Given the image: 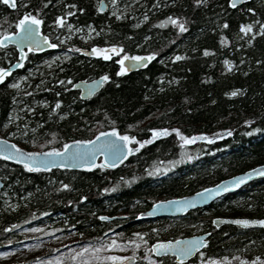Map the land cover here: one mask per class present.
I'll return each instance as SVG.
<instances>
[{
  "label": "trees",
  "instance_id": "1",
  "mask_svg": "<svg viewBox=\"0 0 264 264\" xmlns=\"http://www.w3.org/2000/svg\"><path fill=\"white\" fill-rule=\"evenodd\" d=\"M16 2L14 11L0 2V34L13 32L25 11L39 8L43 32L52 43L55 35L64 41L46 51L27 53L22 66L0 82V132L9 127L6 134L17 133L27 150L47 151L62 147L66 141L88 140L112 127L142 140L148 138L149 128H179L188 136L205 133L210 137L230 130L231 135L216 138L211 144L197 141L182 145L169 131L113 168L97 163L94 168L32 171L0 158L5 193L0 194V251L20 246L19 228L46 224L60 233H74L79 246L102 242L113 234L146 233L149 251L138 249L135 263L151 264V259H156L162 264H178L170 256L155 257L150 246L157 240H172L194 231L211 234L201 250L204 256L197 253L186 264H200L202 259L224 264V257L228 258L226 262L239 264L255 261L257 256L261 259L255 264L264 262V229L235 225L213 228L211 224L213 216H264V180L180 217L134 222L99 219L101 215L118 214L132 219L159 198L190 194L264 163V35H256L249 45L251 34L239 30L242 23H253V30L260 31L264 0H251L235 8L228 0H204L200 5L195 0H116L127 5L119 19L108 9L97 12V0H50L47 6L45 0ZM107 2L112 4L111 0ZM73 4L75 8L66 7ZM68 11L73 15L67 17L65 25L71 23L73 27L55 26L56 17ZM145 15L147 20L143 19ZM168 16L185 21L187 31L180 32L172 24L161 26L159 21ZM224 21L227 28L222 27ZM89 27L94 31L92 47L116 44L122 46V52L109 53L107 60L79 53L83 45L72 31L86 32ZM222 36L228 38L227 44H221ZM204 49L212 51L205 56ZM150 52L158 55L145 66L117 75L122 53ZM177 54L182 59H172ZM15 59L12 46L0 47V67H7ZM225 59L232 61L231 70H226ZM104 73L111 79L90 99H80L71 86L78 79ZM16 79H20L18 87L9 90L8 83ZM237 89L240 92L236 96L226 95ZM57 100L61 105L52 111ZM245 120L251 123L245 124ZM182 153L192 159L183 158ZM177 160L181 162L175 166L169 163ZM165 167L167 172L163 171ZM154 168L160 171L150 175ZM62 183L71 187L63 189ZM105 188L113 190L106 192ZM81 196L86 199L81 200ZM6 197L8 201L4 202L2 198Z\"/></svg>",
  "mask_w": 264,
  "mask_h": 264
},
{
  "label": "snow or ice",
  "instance_id": "2",
  "mask_svg": "<svg viewBox=\"0 0 264 264\" xmlns=\"http://www.w3.org/2000/svg\"><path fill=\"white\" fill-rule=\"evenodd\" d=\"M5 5H11L13 9L18 8L16 0H0ZM112 4H116V0H111ZM241 0H228L229 5L232 8H235ZM50 3V0H45V5ZM197 5L204 3V0H195ZM69 8H75L73 5H66ZM103 11V4L99 9ZM83 12L84 9H79ZM249 12L254 11V9H248ZM41 9L36 8L33 11H25L22 16L18 19L15 24V27L19 30L16 32L5 31L3 34H0V47L6 46V44H15L16 48L20 52V64L22 66L23 60L26 58L25 45H27L28 52L40 51L42 47H57L56 44L50 42L49 37L44 35L40 28L44 23L42 16L40 15ZM73 12L68 11L66 14L57 16L53 21V24L57 27L66 26L71 29L73 25L68 23L65 25V20L67 17L72 16ZM117 18H121L119 15ZM144 20H147L148 17L145 15ZM161 26L166 24H172L178 28L180 32L187 31L185 27V21L179 17L168 16L166 20L159 21ZM222 27L227 28L228 22L224 21ZM253 23H242L240 25V32L245 35L251 34L252 38L247 40V43L250 45L253 43V39L256 35H264V23L259 24V32H255ZM76 31H80L77 29ZM93 29L89 27V33ZM87 38V37H85ZM243 38V37H241ZM147 39V37H146ZM221 44H227L228 38L226 36L221 37ZM139 47V45H138ZM78 51H84L83 49H78ZM212 50L204 49L203 54L205 56L209 55ZM122 52V46L112 44L109 47L100 48L93 46L91 49V55L93 56H102L104 59H110L109 53ZM158 55L157 52H150L147 55H129L128 53H122L117 63L119 65V71L117 75H123L129 72L132 68L137 67L138 65H145V61H151ZM67 59V56H65ZM174 60H180L182 57L177 54L172 57ZM126 61H131L132 63L128 64ZM243 63V61H241ZM260 63V61H257ZM224 64L227 66L226 70H231L233 68L232 61L225 59ZM12 72L11 66L9 67H0V82H3L7 76ZM23 79H26L23 78ZM71 81V78H68ZM111 77L104 73L99 77L98 80H93L88 83V95H91L96 86L102 85L104 82L109 81ZM58 83H64V81H57ZM18 84L14 83L11 87H17ZM73 88L77 87L76 84L71 85ZM240 92L239 89L233 90L226 93L229 96H236ZM85 93L81 92L83 96ZM29 95V93H25ZM42 103H47L42 102ZM61 105V101L57 100L55 102V107L52 111H56ZM32 111L31 108L28 109ZM51 115V113H50ZM11 122V121H9ZM245 124H250V120H245ZM129 128L133 125H129ZM33 132L36 130L33 129ZM169 131L174 132L180 139L182 145L192 144L198 140H211L213 137L208 136L205 133H199L192 136L185 135L179 128L168 129V128H152L151 129V139L138 140L136 136L130 135L127 132L121 134L117 128L112 127L107 132H99L96 137L88 140H70L63 143L62 147H50L47 151H25L21 149L18 145L13 144L11 140H5L3 137H0V157H4L9 160H18L26 169L32 171H40L41 169H49L52 166L58 164L61 168L72 167L75 163L78 167L82 168H94L96 167V156L98 154L105 156V160L101 163L100 167H115L118 162H120L126 155H130L133 152H138L140 148L144 145L149 144L152 140L157 137L167 136ZM225 135H231L230 130H223ZM253 132L257 129L253 128ZM17 133H10L9 135H15ZM55 137V133H53ZM215 138H219L218 136ZM135 141L136 146H132V142ZM32 143H36V140L33 139ZM51 143V141H48ZM41 148L44 146L41 145ZM182 157L187 160H191V155H186L182 153ZM180 160L175 162L170 161L169 163L175 166L176 163H180ZM159 168H154L150 175H155L156 172H159ZM163 171L167 172L168 168L165 167ZM261 175L264 176V165H259L257 168L250 169L248 172H245L239 176L231 177L229 181H221L219 184L212 186L211 188H202L199 192L195 194L194 197H176L171 200L157 201L156 205L166 206L175 208L176 211H187L189 207L194 206L198 202L205 201L209 199L212 195H218L221 192L227 191L229 187L235 188L240 184L244 183L251 176ZM135 179V177H133ZM71 186L67 183H62L61 188L68 189ZM59 190V189H57ZM113 189L105 188L103 191H112ZM81 200H85L86 197L81 196ZM72 203V201H69ZM139 215H145V213H140ZM100 220H109L111 219L108 216L101 215ZM221 221L220 217H216L212 220V224L219 227V222ZM237 225H264V219H249V218H236L231 221ZM12 227H19V225H13ZM38 231V229H37ZM111 232V229H108ZM155 231V229H153ZM80 235H83L82 233ZM123 234H113L110 238L105 237L102 242H97L96 244H87L81 247L78 251L74 249H68L69 259L73 264H92V262L101 261L103 264H128V261L134 260L136 258L135 249L145 246V250L149 251L148 241L144 239L147 235L143 232L134 233L132 239L124 240L122 237ZM208 233L204 235H193L191 237H178L173 240H157L150 247V252L157 253L163 256L172 255L178 264H185V261L196 253H199L201 257L204 256V252L199 251L200 248L208 244V240L205 238ZM11 243V241H9ZM133 248L132 256H123L116 254V250L122 248ZM110 253V254H109ZM8 253H0V256H6ZM63 254L59 257L49 260L47 264H63ZM145 259H150L149 256H146ZM228 258L224 257L226 261ZM261 258L257 256L255 261L260 260ZM255 261H242L241 264H255ZM39 264V262H37ZM151 264H162V261L156 259H151ZM200 264H222L218 260H200ZM264 264V262H262Z\"/></svg>",
  "mask_w": 264,
  "mask_h": 264
},
{
  "label": "rangeland",
  "instance_id": "3",
  "mask_svg": "<svg viewBox=\"0 0 264 264\" xmlns=\"http://www.w3.org/2000/svg\"><path fill=\"white\" fill-rule=\"evenodd\" d=\"M112 9L114 12H117L118 14H120L121 12L120 6L118 7L114 6ZM91 37L92 36L88 30L87 32H80L79 36L77 37V40L84 47H88V46H91V41H90ZM54 40L56 43L54 42L53 44H56L57 46L64 43L63 39H61L59 35H55ZM14 83L19 85L20 79L10 81L8 83V86L11 87V85ZM11 88H17V87H11ZM7 129H9V127L5 128L4 130L0 132V137L6 138L13 142L16 141L15 142L16 145H18L21 149L25 151H29L25 148V143L22 139H17L15 135L14 136L9 135L10 133H13V132H9L6 134ZM133 146H136V143ZM32 151H44V150H40L39 148H36V149H32L29 152H32ZM2 195H5V193H2ZM162 199H165V198H159L155 201H159ZM2 200L4 202H7L8 198L7 197L2 198ZM18 233L21 236L20 246H16L13 248L9 247L7 250L3 249V251H0V253H3V252L8 253V255L6 256H0V264L16 263V262L23 263L27 260L31 261V264H37V262H39V264H47L49 260L59 257L61 254H63V258H64L63 264H73V262L69 259L68 249H74L78 251L81 247H83V246L78 245L79 239L74 233H69V234L60 233L56 227L49 228L47 227L46 224L42 226H36V225L24 226L18 229ZM197 233H198L197 231H194L193 234H197ZM111 236H109V238ZM120 238L124 240H128V239H132L135 237L133 235H129V236L122 235V237ZM138 249H142L145 252H147L145 250L144 245H141V247ZM138 249H135L136 257H137ZM48 254H52L51 258L47 257ZM116 254L130 257L133 255V248L129 247V248H122V249L116 250ZM92 264H103V262L96 261V262H92ZM134 264H146V263H135L134 262ZM188 264H195V263H188ZM224 264H231V263L225 261ZM257 264H262V262L257 263Z\"/></svg>",
  "mask_w": 264,
  "mask_h": 264
},
{
  "label": "water",
  "instance_id": "4",
  "mask_svg": "<svg viewBox=\"0 0 264 264\" xmlns=\"http://www.w3.org/2000/svg\"><path fill=\"white\" fill-rule=\"evenodd\" d=\"M249 1H251V0H241V2H240L237 6H240V5H242V4H245V3L249 2ZM101 4H103V11H104V10L106 9V3H105V1H104V0H101V1H100V7H101ZM40 30H41V32H42L44 35L48 36L46 33L43 32L42 26H41ZM16 31H19V30L16 29L14 32H16ZM48 37H49V36H48ZM49 40H50V42H51L50 37H49ZM51 43H52V42H51ZM8 46H12V47H14L15 50H16V52H17L16 59H15V60L12 62V64L10 65L11 68H12V72H14L15 70H17V69L20 67V66H18V65L20 64V52H19V49L16 48L15 44H6V46H4V47H8ZM24 47H25V52H26V54H27V53H38V52L46 51V50H48L49 48H51V47H47V46H45V47H42L40 51L28 52L27 45H25ZM79 49H83V50H84V51H78V52L81 53L82 55L87 56V57H91V56H93V55H91V49H92V48H79ZM24 60H25V59H24ZM24 60H23V62H24ZM148 62H149V61H145V65H146ZM126 63L130 64V63H132V62H131V61H126ZM22 64H23V63H22ZM145 65H143V66H145ZM143 66L138 65L137 67L132 68L129 72L134 71V70H137V69H139V68H141V67H143ZM98 79H99V78H90V79H87V80L79 79V80H77V81H75V82L73 83V84H76V85H77V87H75V88H73V89L79 91V96H80V98H82V99H88V98L92 97L95 93H97L98 91H100V90L102 89L104 83H103L102 85H98V86H96V88L94 89V91L92 92V94H91V95H88L87 93H88V86H89V85H88L87 82H90V81H93V80H98ZM81 92H84L85 94L82 96V95H81ZM107 131H108V130H107ZM107 131H105V132H107ZM219 136H226V135H225L224 133H221ZM95 137H96V136H95ZM93 138H94V137H93ZM93 138H92V139H93ZM4 139H5V140H8V139H6V138H4ZM214 139H215V137H213L211 140H198V141H207V142H210V141H213ZM195 142H197V141H195ZM12 143L15 144L13 141H12ZM185 145H189V144H185ZM132 146H133V145H132ZM133 147H135V146H133ZM133 153H134V152H133ZM127 156H128V155H126L125 158H123L120 162H118V163L116 164V166L119 165L121 162H123V161L127 158ZM0 158L6 159V158H4V157H0ZM105 158H106L105 156L98 154V155L96 156L95 163L97 164V163L99 162L100 165H101V163L105 160ZM6 160H8V161H10V162H12V163H16V164L22 165L18 160H9V159H6ZM259 165H264V163H263V164L255 165V166L251 167L250 169L257 168ZM56 168H61V167H60L58 164H56V165L52 166V167L49 168V169H41V170H51V169H56ZM107 168H113V167H107ZM64 169L77 170V169H83V168H82V167H78V166L74 163L72 167H64ZM250 169L245 170V171H242V172H239V173H236V174H234V175H231V176H229V177H227V178H224V179L220 180L219 182H217V183H215V184H213V185H210V186H207V187H204V188H211L212 186L219 184L221 181H229L231 177L239 176V175H241V174H243V173H245V172H248ZM261 177H264V176H261V175L251 176L248 180H246L244 183L240 184L238 187H235V188H231V187H229L227 191L221 192V193H219L218 195H212L209 199H207V200H205V201H202V202H198V203H196L194 206L189 207L187 211H176L175 208H172V207H166V206H160V205H156V206L154 207V205H155L156 202H157V201H156V202L152 203V205H151L148 209H146L145 211L140 212V213H145V215H142V216H141V215H138L137 218H138V219H147V220H148V219H154V218H158V217H179V216H182V215L186 214L187 212H189V211H191V210H193V209L206 207V206L210 205V204H211L214 200H216L217 198H219V197H221V196H223V195H225V194L234 193V192H236L237 190H239L240 188H242V187H244L245 185H247L249 182H251V181H253V180L257 179V178H261ZM2 187H3V181H2L1 178H0V192H1ZM200 190H201V189H200ZM200 190L195 191V192L190 193V194L183 195V196H178V197H194L195 194H196L197 192H199ZM173 198H176V197L165 198V199H162V200H159V201L171 200V199H173ZM140 213H139V214H140ZM217 217H220V218H221V221L219 222V227L222 226V225H235V226H238V227H241V228H245V229H248V228H259V229L261 228V229H264V225H248V226H243V225H237V224H234V223L231 222L232 220H234V219H236V218L264 219V216H261V217H252V216H217ZM214 218H216V217H214ZM214 218H213V219H214ZM112 219H115V218H112ZM213 219H212V220H213ZM212 226H213L214 228H218V227H217L216 225H214V224H212ZM205 233H208V234H209V235H207V236L205 237V238L208 240V237H209L210 234H211L210 231H207V232H201V233H197V234H193V235H204ZM193 235H188V236L186 235V236H182L181 238H183V237H191V236H193ZM172 240H173V239H172ZM154 243H155V242H154ZM154 243H152V244H154ZM152 244H151V245H152ZM150 247H151V246H150ZM203 248H204V246H203L202 248H200L199 251H201ZM151 253H152V252H151ZM152 254H153L155 257H164L163 255H160V254H157V253H152ZM196 255H197V253L194 254L193 256H190V257L185 261V263L189 262V261H190L191 259H193ZM168 256L173 257L172 255H168ZM173 258H174V257H173ZM135 260H136V259L128 261V264H134ZM174 260H175V258H174ZM175 262L178 263L176 260H175ZM7 264H23V263H22V262H16V263H7Z\"/></svg>",
  "mask_w": 264,
  "mask_h": 264
},
{
  "label": "bare ground",
  "instance_id": "5",
  "mask_svg": "<svg viewBox=\"0 0 264 264\" xmlns=\"http://www.w3.org/2000/svg\"><path fill=\"white\" fill-rule=\"evenodd\" d=\"M100 1L101 0H97V4H95V7H96V10H97V12L99 11V12H104V11H106L107 9L110 11V13L111 14H114V15H116V16H121L122 14H123V12H124V10L127 8V5H125L124 3H120V2H116V4L115 5H113V4H110V6H109V4H108V2H107V0H104L105 1V3H106V9L104 10V11H100L99 9H100ZM250 2V1H249ZM248 3V2H247ZM8 8H9V10H11V11H14L15 9H13L12 7H11V5L9 4V5H6ZM114 6H120L121 7V12H120V14H118L117 12H114L113 11V7ZM17 29V28H16ZM15 29V30H16ZM14 30V31H15ZM89 30V29H88ZM88 30H86V32L88 31ZM13 31V32H14ZM80 33V31H75V30H73L72 31V33H73V35H75L76 36V38L79 36V33ZM91 36H92V34H94V31H92L91 33ZM64 42V41H63ZM64 44V43H63ZM63 44H61V45H63ZM14 48V47H13ZM80 48H92V45L91 46H88V47H84V46H82V47H80ZM15 49V48H14ZM79 49V48H78ZM15 52H16V50H15ZM115 54V53H114ZM16 56H17V52H16ZM12 63H10V64H8V66L7 67H9L10 65H11ZM16 71V70H15ZM11 73H13V72H11ZM32 74H34V71H32ZM100 76H102V75H99V76H96V77H93V78H99ZM82 79V78H81ZM87 79H90V78H87ZM87 79H83V80H87ZM79 80V79H78ZM74 83V82H73ZM104 85V84H103ZM18 87V86H17ZM9 90H15V88H11L10 86H8L7 87ZM78 91V90H77ZM99 92V91H98ZM97 92V93H98ZM78 93H79V91H78ZM96 94V93H95ZM94 94V95H95ZM93 95V96H94ZM92 96V97H93ZM80 97V96H79ZM92 97H90V98H92ZM90 98H88V99H90ZM80 99H82V98H80ZM82 100H85V99H82ZM151 129L152 128H149V130H148V138H146V139H151ZM105 132V131H104ZM222 133H224V132H222ZM221 133H219V134H217L216 136H211V137H224V136H219ZM97 136V135H96ZM95 137V136H94ZM157 138H160V137H157ZM92 139V138H91ZM216 139V138H215ZM214 139V140H215ZM138 140H142V139H138ZM143 140H145V139H143ZM214 140L213 141H210V142H207V141H198V142H202V143H205V144H211L212 142H214ZM153 141V140H152ZM15 143V142H14ZM16 144V143H15ZM132 144L133 145H135V142L133 141L132 142ZM129 156V155H128ZM8 161V160H7ZM10 162V161H9ZM13 164H16V163H13ZM253 166H255V165H253ZM252 166V167H253ZM251 167H249V168H247V169H245V170H248V169H250ZM244 170V171H245ZM43 171H48V170H43ZM239 173V172H238ZM236 174V173H235ZM234 175V174H233ZM231 176V175H230ZM0 178H1V180L3 181V186H4V180H3V178L0 176ZM227 178V177H226ZM264 180V177H261V178H257V179H255V180H253V181H251V182H249L247 185H251L252 183H254V182H260V181H263ZM247 185H245V186H247ZM2 189H3V187H2ZM2 189H1V192H0V194L2 193ZM154 202H156V201H154ZM148 209V208H147ZM143 211H145V210H143ZM140 212H142V211H140ZM140 212H138L132 219H128L124 214H118V215H116V216H108V217H110L111 219H109V220H117V221H129V222H134V221H141V220H144V219H138L137 217H138V215H139V213ZM105 216H107V215H105ZM214 217H217V216H213L212 218H211V224H212V219L214 218ZM112 218H115V219H112ZM214 228V227H213ZM112 231H115V229H112Z\"/></svg>",
  "mask_w": 264,
  "mask_h": 264
}]
</instances>
